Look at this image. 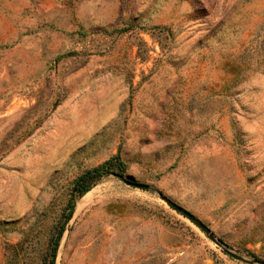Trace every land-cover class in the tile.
Returning <instances> with one entry per match:
<instances>
[{
  "label": "rangeland",
  "instance_id": "obj_1",
  "mask_svg": "<svg viewBox=\"0 0 264 264\" xmlns=\"http://www.w3.org/2000/svg\"><path fill=\"white\" fill-rule=\"evenodd\" d=\"M116 155L54 264H264V0H0V264Z\"/></svg>",
  "mask_w": 264,
  "mask_h": 264
},
{
  "label": "trees",
  "instance_id": "obj_2",
  "mask_svg": "<svg viewBox=\"0 0 264 264\" xmlns=\"http://www.w3.org/2000/svg\"><path fill=\"white\" fill-rule=\"evenodd\" d=\"M125 164L120 160V158L116 155L110 158L108 161L104 162L102 165L93 168L91 170L85 171L82 175H80L72 184L71 187V198L69 199L66 207H65V215L63 216L62 222L59 223L58 227H56V233L51 237L49 241V262L48 264H54L56 251L58 248V244L64 232L65 226L69 222L73 210L74 204L73 200L76 196L77 198L82 197L87 192L91 190L94 184L99 181L102 177L112 174L118 177L121 180H125L126 176Z\"/></svg>",
  "mask_w": 264,
  "mask_h": 264
},
{
  "label": "water",
  "instance_id": "obj_3",
  "mask_svg": "<svg viewBox=\"0 0 264 264\" xmlns=\"http://www.w3.org/2000/svg\"><path fill=\"white\" fill-rule=\"evenodd\" d=\"M124 182L130 186L133 187H137L140 189H149V187L147 185H143V184H138V183H134L131 181H127L124 180ZM161 199H163L165 201V203L167 205H169L172 209H174L176 212L180 213L181 215H183L184 217H186L188 220H190L192 223H194L202 232L209 234V236L211 237V234L209 232V230L206 228L205 225H203L200 221H198L197 219H195V217L193 215H191L189 212L185 211L183 208H181L180 206L172 203L171 201H169L168 199H166L163 195H159Z\"/></svg>",
  "mask_w": 264,
  "mask_h": 264
},
{
  "label": "bare ground",
  "instance_id": "obj_4",
  "mask_svg": "<svg viewBox=\"0 0 264 264\" xmlns=\"http://www.w3.org/2000/svg\"><path fill=\"white\" fill-rule=\"evenodd\" d=\"M84 198H85V197H84ZM85 201H86V200H82V201L79 202V204H78L77 207H76V212H78V210L82 207V205H84ZM76 212H75V213H76Z\"/></svg>",
  "mask_w": 264,
  "mask_h": 264
}]
</instances>
